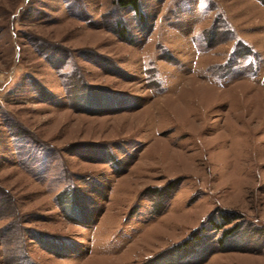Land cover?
Wrapping results in <instances>:
<instances>
[{
	"label": "rangeland",
	"instance_id": "1",
	"mask_svg": "<svg viewBox=\"0 0 264 264\" xmlns=\"http://www.w3.org/2000/svg\"><path fill=\"white\" fill-rule=\"evenodd\" d=\"M139 12L0 0V264H264V0Z\"/></svg>",
	"mask_w": 264,
	"mask_h": 264
},
{
	"label": "trees",
	"instance_id": "2",
	"mask_svg": "<svg viewBox=\"0 0 264 264\" xmlns=\"http://www.w3.org/2000/svg\"><path fill=\"white\" fill-rule=\"evenodd\" d=\"M115 4L118 5L119 7L125 8V7H130L131 9H133L135 12H137L138 15H140L139 12V0H115ZM117 35H119L123 40L129 41V37H128V32L126 31V29L124 28V26L122 24L118 25V30H117ZM222 221L219 225H216L217 228H221L223 227L225 224L232 222V220L235 219L234 215L230 214V213H226V214H222ZM215 227V228H216ZM233 231V228H229V229H224L222 232V237L219 238V242L222 243L223 240ZM201 237L200 236H196L193 238V235L184 240L181 245L180 248L183 246H188L190 244H192L194 241H196L197 239H199Z\"/></svg>",
	"mask_w": 264,
	"mask_h": 264
}]
</instances>
